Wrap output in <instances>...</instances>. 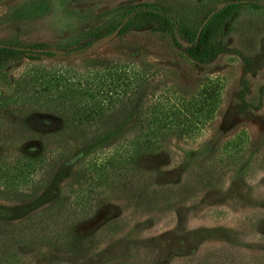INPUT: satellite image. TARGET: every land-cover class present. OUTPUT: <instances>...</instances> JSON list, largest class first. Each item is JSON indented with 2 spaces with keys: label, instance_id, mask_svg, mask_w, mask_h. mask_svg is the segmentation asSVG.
<instances>
[{
  "label": "rangeland",
  "instance_id": "1",
  "mask_svg": "<svg viewBox=\"0 0 264 264\" xmlns=\"http://www.w3.org/2000/svg\"><path fill=\"white\" fill-rule=\"evenodd\" d=\"M228 1L0 0V44L54 52L0 64L3 120L10 123L31 111L34 124H57L59 114L71 117L77 106L96 102L105 108L110 97L117 106L132 101L165 113L194 103L190 108L197 131L189 138H173L150 163V182L158 190L184 185L191 171L216 155L217 142L261 138L263 144L264 4L232 12L215 32L221 53L204 66L147 21L124 32L117 29L82 53H64L117 27L136 4H153L194 32L208 12ZM243 82L247 100L256 105L260 97V109L238 111ZM204 90L211 93L206 116L200 111ZM136 116L134 108L112 135L132 127ZM11 127L0 141V156L48 149L42 137L25 133L20 125ZM62 144L68 153L47 170L42 190L26 200L0 198L1 222L18 224L55 203L58 189L73 179L87 148L71 137ZM216 181L156 210L140 209L128 197L102 200L76 224V233L90 240L81 252L35 243L21 246L19 253L24 264H264V144L258 152L249 146L243 161L237 167L230 164Z\"/></svg>",
  "mask_w": 264,
  "mask_h": 264
},
{
  "label": "trees",
  "instance_id": "2",
  "mask_svg": "<svg viewBox=\"0 0 264 264\" xmlns=\"http://www.w3.org/2000/svg\"><path fill=\"white\" fill-rule=\"evenodd\" d=\"M263 4L264 0H229L222 7L208 12L194 32L153 4H136L125 11L124 20L117 27L79 46L68 48L64 53H82L117 29L124 32L134 24L140 27L147 21L168 32L176 43L185 46V52L191 60L204 66L211 64L221 53V48L214 43L215 32L216 29H222L232 12L241 6L259 7ZM34 53L54 55L52 50L38 46L0 44V64ZM242 85L238 93V111L246 113L260 109V97L258 103L253 105L247 100L246 82ZM210 94L204 90L200 95L203 116L210 113L205 104ZM109 99L105 108L96 102L90 107L77 106L71 117L61 113V121L57 124H34L30 119L31 111H25L21 118L10 123L4 121L0 114V141L10 132L11 126L20 125L25 133L31 132L34 136L42 137L48 146L47 150L45 148V151L34 155L0 156L1 199L26 200L42 190L47 182V170L68 153L62 144L68 137L87 146L78 158L77 173L58 189L56 201L51 207L29 215L18 224L0 221V264H24L19 248L35 243L79 253L90 240L88 236L76 233V224L94 213L102 200L121 196L131 198L143 210L165 208L182 201L190 191L216 184V177L224 169L230 164L237 167L243 161L249 146L258 152L264 144H261V138H245L238 143L232 139L225 143L217 142L216 155L199 169L191 171L184 185L158 190L150 182V163L165 153L167 144L173 138H189L197 131V123L193 121L194 114L190 108L194 103L189 104L190 107H178L165 113L147 106H133L132 101L124 105L118 101L120 105L117 106L111 102V97ZM134 108L137 116L132 127L112 135Z\"/></svg>",
  "mask_w": 264,
  "mask_h": 264
},
{
  "label": "water",
  "instance_id": "3",
  "mask_svg": "<svg viewBox=\"0 0 264 264\" xmlns=\"http://www.w3.org/2000/svg\"><path fill=\"white\" fill-rule=\"evenodd\" d=\"M103 10V8L101 9ZM211 17V15L207 18V20L203 23V25L201 26V28L199 29V32L202 30L203 26L206 24V22L209 20V18Z\"/></svg>",
  "mask_w": 264,
  "mask_h": 264
}]
</instances>
